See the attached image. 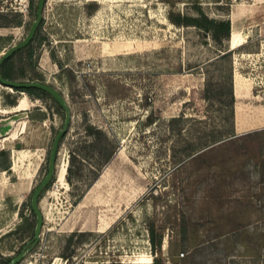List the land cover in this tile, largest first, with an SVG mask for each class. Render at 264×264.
<instances>
[{"label": "rangeland", "instance_id": "obj_1", "mask_svg": "<svg viewBox=\"0 0 264 264\" xmlns=\"http://www.w3.org/2000/svg\"><path fill=\"white\" fill-rule=\"evenodd\" d=\"M37 4L0 0V58L25 39ZM196 5L245 39L232 83L210 63V36L168 19ZM35 36L33 57L15 56L19 80L58 89L71 120L34 242L32 196L66 112L0 83V256L264 264V0H46Z\"/></svg>", "mask_w": 264, "mask_h": 264}, {"label": "trees", "instance_id": "obj_2", "mask_svg": "<svg viewBox=\"0 0 264 264\" xmlns=\"http://www.w3.org/2000/svg\"><path fill=\"white\" fill-rule=\"evenodd\" d=\"M32 6H34V0H32ZM195 9H196L195 16L191 15L190 13H184L180 11L176 12L174 10H171L168 14V19L171 21V23H173L177 27H195L196 29L203 31L206 35H209L216 47V55L212 58L210 63L218 65L222 76L224 78H227L229 82L232 83L233 76H234V70H235L234 58H233L234 53L242 49L246 45V43L234 49H230L229 41L231 40L230 37L232 34L231 19L229 17H225V18L210 17L204 11L201 5H196ZM0 19L6 20V17L0 14ZM7 25H8L7 22L0 21V26H7ZM35 37L27 46L18 50L16 53H14L11 57L6 59L0 65V73L3 78L9 79V80L20 81L19 78H21L22 75H20L18 73V70H16L15 56L18 53H23V54L25 53L26 57L28 59H31L33 57V52H34L33 41L35 40ZM26 66H27L26 64L22 66L21 72H24L26 70ZM32 81L43 82L42 79L38 77H33L31 78L30 81H25V82H32ZM240 88H241L240 86L238 87L236 86V89L238 90V92ZM14 90L26 91L30 95L32 96L35 95L39 98L50 97L55 101L58 112L62 111L63 109V107L53 98V96L50 93L40 88L30 87V88L14 89ZM7 98H8L7 102L9 104L15 105V99H11L10 93L7 95ZM234 99H235L234 96H232V104L234 103ZM3 153L4 151H2L0 154H3ZM1 166L3 167L4 165L1 164ZM48 186L49 184L46 186V188ZM33 226H34V222L31 221V223H28L29 229H33ZM151 241H152V246L154 247L155 246L154 230H152ZM9 262H10V259L0 256V264H8ZM149 264H169V263L162 261L161 259H155Z\"/></svg>", "mask_w": 264, "mask_h": 264}, {"label": "water", "instance_id": "obj_3", "mask_svg": "<svg viewBox=\"0 0 264 264\" xmlns=\"http://www.w3.org/2000/svg\"><path fill=\"white\" fill-rule=\"evenodd\" d=\"M45 3H46V0H38L37 18L32 23V26L29 30V33L27 34L25 39H23L20 43L12 46L10 49H8L6 52H4V54L0 58V65L6 59L11 57L18 50L27 46L33 40V38L35 37V35L37 33L38 27L42 21V18H43V10H44ZM234 48L235 47H232L230 45V49H234ZM0 83L6 87L11 88V89H24V88H30V87L40 88V89L50 93L53 96V98L63 107V109L66 112L64 126L62 129H60L58 131V133L56 134L55 139L53 141V145H52L50 156H49V165H48L47 175L44 177V179L37 186V188L35 189L33 196H32L31 205H32V208H33V210L36 214V217H37L36 227H35L34 236H33L32 241L36 242L40 238V235L42 233V228L44 225V217H43L42 210L40 208L41 194H42L43 189L50 183V181L52 180V178L55 174L57 154H58L60 142H61V139L63 138V136L65 135V132H66L68 125L70 123L71 112H70V108H69L63 94L58 89H56L55 87H53L52 85H50L48 83H44V82H40V81L25 82V81L9 80V79L3 78L1 73H0ZM25 253H26L25 250H23L22 252H20V254L16 255L8 264H17L23 258Z\"/></svg>", "mask_w": 264, "mask_h": 264}, {"label": "bare ground", "instance_id": "obj_4", "mask_svg": "<svg viewBox=\"0 0 264 264\" xmlns=\"http://www.w3.org/2000/svg\"><path fill=\"white\" fill-rule=\"evenodd\" d=\"M245 39L242 34H240L239 31L236 29H233L232 35H231V46L232 47H238L242 44H244Z\"/></svg>", "mask_w": 264, "mask_h": 264}, {"label": "flooded vegetation", "instance_id": "obj_5", "mask_svg": "<svg viewBox=\"0 0 264 264\" xmlns=\"http://www.w3.org/2000/svg\"><path fill=\"white\" fill-rule=\"evenodd\" d=\"M26 246H27V245H24V248H23V249H25V248H26ZM23 249H22V250H23ZM21 252H22V251H21ZM19 254H20V253H19ZM13 258H14V257H13ZM13 258H12V259H13ZM12 259H11V260H12ZM11 260H10V261H11Z\"/></svg>", "mask_w": 264, "mask_h": 264}]
</instances>
